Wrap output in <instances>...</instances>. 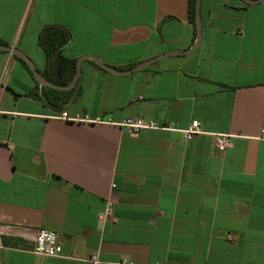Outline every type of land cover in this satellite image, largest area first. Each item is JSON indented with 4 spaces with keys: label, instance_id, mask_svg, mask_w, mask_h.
Returning <instances> with one entry per match:
<instances>
[{
    "label": "crops",
    "instance_id": "0c3cea01",
    "mask_svg": "<svg viewBox=\"0 0 264 264\" xmlns=\"http://www.w3.org/2000/svg\"><path fill=\"white\" fill-rule=\"evenodd\" d=\"M200 15L199 46L178 54L197 40L189 0H0L2 45L41 74L46 25L70 31L77 62L149 63L120 75L84 59L61 111L0 51V264H264V0H201ZM137 118L156 127L121 126ZM193 121L203 134L186 140ZM41 229L61 257L34 253Z\"/></svg>",
    "mask_w": 264,
    "mask_h": 264
},
{
    "label": "trees",
    "instance_id": "16d2710c",
    "mask_svg": "<svg viewBox=\"0 0 264 264\" xmlns=\"http://www.w3.org/2000/svg\"><path fill=\"white\" fill-rule=\"evenodd\" d=\"M189 19L196 32V0H189ZM72 41L69 30L60 25H46L38 36V44L46 57L45 69L42 75L48 81L58 86H68L72 83L77 69V61L64 56V50ZM0 44H5L0 41ZM29 71L34 78L28 65L22 59L14 56ZM41 96L32 94L35 98L46 104L61 110L75 98V89L71 91H58L48 87L41 88Z\"/></svg>",
    "mask_w": 264,
    "mask_h": 264
},
{
    "label": "built area",
    "instance_id": "2783aa9c",
    "mask_svg": "<svg viewBox=\"0 0 264 264\" xmlns=\"http://www.w3.org/2000/svg\"><path fill=\"white\" fill-rule=\"evenodd\" d=\"M53 118L55 119H61L64 121H73V122H87V123H105L106 121L100 117L97 118H90L88 115H85L84 117L80 116H74L71 117L67 113L63 112L60 113ZM121 126L129 129L133 132H139L144 129H151L155 128L156 124L152 121H147L145 119H127L123 123H121ZM184 137L186 140H192L197 135L203 134L201 125L198 121H193L190 126L182 131ZM232 138L229 135H217L216 136V146L219 153H224L227 149H229L232 146ZM260 141H264V129L259 137ZM113 211V204L111 202L108 203L107 210L105 213L101 216V219H107L112 215ZM231 239V237H228ZM34 253L37 255L45 256V257H61L63 255V248L59 242V236L55 231L49 230V229H41L38 231L36 240H35V246L33 249ZM88 264H137L131 260L128 259H121L116 262H103L98 255H92L87 259ZM163 264V263H158Z\"/></svg>",
    "mask_w": 264,
    "mask_h": 264
},
{
    "label": "water",
    "instance_id": "95a60500",
    "mask_svg": "<svg viewBox=\"0 0 264 264\" xmlns=\"http://www.w3.org/2000/svg\"><path fill=\"white\" fill-rule=\"evenodd\" d=\"M246 3L249 4H257L262 2L263 0H242ZM200 5H201V0H196V30H197V40L195 42V45L188 51L185 52H178V54H183V53H188V52H193L197 49V47L199 46L200 42H201V37H202V23H201V15H200ZM0 51L1 52H6L10 55L16 56L20 59H22L23 61H25V63L28 65L30 71L32 72L35 80L39 83V85L44 86V87H48L54 90H58V91H69L72 88L75 87V85L77 84V82L80 79L81 76V66L83 63L84 59H89L91 61H93L94 63H96L99 67H101L102 69L112 73V74H120V75H124V74H130L133 73L135 71L141 70L145 67L148 66L149 63H143L141 65H138L136 67H133L129 70H118L115 69L107 64H105L104 62L100 61L99 59H97L96 57H83L82 59H80L77 62V69H76V75L72 81V83L68 86H58L53 84L52 82L48 81L47 79H45V77L37 70V68L35 67L34 63L27 57L25 56L21 51H19L18 49H15L11 46H7V45H2L0 44ZM170 55H175V53H172ZM164 56H168V55H164Z\"/></svg>",
    "mask_w": 264,
    "mask_h": 264
}]
</instances>
